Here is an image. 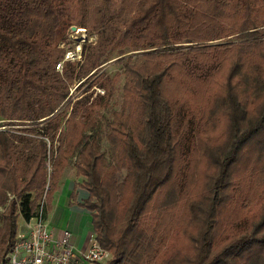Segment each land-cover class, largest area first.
<instances>
[{"label": "trees", "instance_id": "obj_1", "mask_svg": "<svg viewBox=\"0 0 264 264\" xmlns=\"http://www.w3.org/2000/svg\"><path fill=\"white\" fill-rule=\"evenodd\" d=\"M139 1L0 0V126H26L0 127V264L18 217L45 187L49 207L73 158L69 204L89 211L107 264H264V0H200L211 27L186 45L170 41L167 18L189 5L158 0L152 49L120 52L121 71L97 75ZM71 26L95 34L80 60L59 44ZM120 75L108 160L97 116Z\"/></svg>", "mask_w": 264, "mask_h": 264}, {"label": "rangeland", "instance_id": "obj_2", "mask_svg": "<svg viewBox=\"0 0 264 264\" xmlns=\"http://www.w3.org/2000/svg\"><path fill=\"white\" fill-rule=\"evenodd\" d=\"M114 1L117 2L118 0H114ZM156 1L158 0H140L139 1L138 9H136L135 14L130 20V22H132L134 18L137 19L135 28L133 30H130L129 28H127L123 39H121L118 43L119 44L118 47L114 50L108 51L105 54L106 60L103 64L100 65L99 69L97 70V75L104 74V76L108 75L109 77L110 76L112 77L115 72H120L121 71L120 64H118V62L115 61L118 57H120V56H117L120 52H124L121 56L123 55L129 56V55H135V54L140 55L141 53L149 49H152V48L145 49L144 47L147 44H149V42L157 39L156 34L158 31H160L158 29L161 28L157 23L153 27L150 26L151 23H154L153 18H152L153 15L157 14V12L156 13L154 12L155 8H157ZM174 1L177 3L179 2L178 0H174ZM158 2H161V0H159ZM183 2H186V4L189 5L188 7H191L192 9L191 10L188 9L187 5H184L185 3H183L181 7H179L175 12H172V14H170L167 18V24H169L170 26L169 31H168L170 41L173 42V44L175 45L188 44L183 41H185L186 38H188L189 33H192L194 38L197 40L204 39L205 36L203 32L206 29L211 27L210 25L211 21H209L208 19H213V18H209L208 16L209 14L207 12L203 10L201 11L199 7L200 0H183ZM224 2L225 0H220L219 3L224 4ZM159 6H160V3H159ZM207 9L209 10V12L214 10L213 7L211 8L209 7ZM141 17H143V19L139 21V18ZM71 27L68 29L65 39L59 44L60 46H64L66 49L65 59L80 60L81 54L83 52L82 46L84 44H89L90 42H94L95 34L82 27L75 26L76 27L75 29H72ZM219 40L220 39H212L209 41H200L197 43L216 44L217 41ZM123 83H124V78L122 75H120L119 78L117 79L115 87L111 91V96L109 97L108 105L104 109H102L98 113V116H97V120H98L97 134L99 135L101 150L105 153V157L108 160L110 159V150L108 148V144L106 141V133L108 131L107 123L111 120L113 111L115 110L119 111L122 107ZM88 84L89 82H87L83 87H81L80 90H83L84 88H86ZM74 87L75 86L72 87V90L74 89ZM97 91L100 94L104 93V90L102 88H97ZM77 93H78V90H75L73 92V95ZM0 124H3V123H0ZM0 127L1 128L5 127V128H10V129L12 128V130H17L16 132L18 134L24 135L25 133L22 132V128L26 126L20 125V124H11V125L5 124V125H1ZM40 127H42V124H39L37 126L36 128L37 131H39ZM74 160L75 158L71 160V162L69 163L68 166H66V168L64 167L65 169L62 175L67 173V175L73 176L72 174H74V171H75L73 167ZM48 165H50L49 161H48ZM124 174H125V171L120 172L118 174L119 179H121L124 176ZM47 191L48 189H46L45 187L39 199L37 200L36 209L38 208V205L41 202L43 195L45 194L43 201H45L47 205V210H48L49 208L48 200L50 197L47 198L46 196ZM51 193L52 192L50 191V194ZM8 196H9V200H12V196L10 195V193ZM258 204H259V199L254 200L250 205V209H256ZM46 205H45V211H46ZM0 212H1V209H0ZM48 219L50 222L51 218L48 217ZM20 221H21V218L18 217L17 226L20 223ZM51 225L57 228L60 227V223L54 224V222H52ZM80 227L82 229L81 231H79V233L74 232V237L76 238L75 241L76 243L78 242L79 245L82 244L88 230L90 229L89 216L87 214L83 215ZM83 232H85L84 233L85 235H83ZM5 255H4V264L6 260ZM111 258H112V255L108 260L101 262L99 264H107Z\"/></svg>", "mask_w": 264, "mask_h": 264}, {"label": "built area", "instance_id": "obj_3", "mask_svg": "<svg viewBox=\"0 0 264 264\" xmlns=\"http://www.w3.org/2000/svg\"><path fill=\"white\" fill-rule=\"evenodd\" d=\"M43 198L31 217H20L5 264H99L111 257L91 228L79 245L71 230L51 226Z\"/></svg>", "mask_w": 264, "mask_h": 264}, {"label": "crops", "instance_id": "obj_4", "mask_svg": "<svg viewBox=\"0 0 264 264\" xmlns=\"http://www.w3.org/2000/svg\"><path fill=\"white\" fill-rule=\"evenodd\" d=\"M72 175L73 176H69L67 173L62 175L59 180L58 188L52 195L48 210L46 205L45 215L47 220H49L48 217L51 218V221L49 222L50 225L52 222H54V224L60 223L59 228H67L71 230L74 235V232L79 233V231L82 229L80 226L84 214L89 216V227L91 228V216L89 211L85 210L84 208L76 204H69V195L74 187V184L77 182L80 183L81 181V178L75 175V171ZM87 196V191L78 186L76 197L77 202H81ZM84 233L85 232H83V235H85Z\"/></svg>", "mask_w": 264, "mask_h": 264}, {"label": "water", "instance_id": "obj_5", "mask_svg": "<svg viewBox=\"0 0 264 264\" xmlns=\"http://www.w3.org/2000/svg\"><path fill=\"white\" fill-rule=\"evenodd\" d=\"M71 28H72V29H75L76 27H75V26H72Z\"/></svg>", "mask_w": 264, "mask_h": 264}]
</instances>
